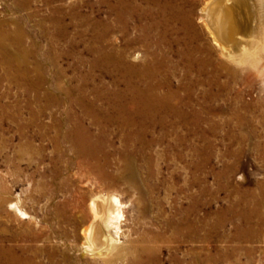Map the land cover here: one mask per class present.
I'll return each instance as SVG.
<instances>
[{
  "label": "rangeland",
  "instance_id": "1",
  "mask_svg": "<svg viewBox=\"0 0 264 264\" xmlns=\"http://www.w3.org/2000/svg\"><path fill=\"white\" fill-rule=\"evenodd\" d=\"M150 1L137 3L155 19L152 31H171L168 45L140 40L135 26L149 18H129L127 36L109 33L105 1L0 0L1 264H264V78L227 75L238 69L212 49L199 21L213 0ZM173 6L199 32L189 47L193 61L208 60L202 72L180 57L185 46L174 38L185 33ZM110 42L138 67L151 53L165 59L151 82L168 96L165 120L145 121L142 140L127 143L125 133L138 129L106 124L107 156L90 159L66 137L80 117L91 133L99 129L69 101L124 89L119 73L93 67ZM103 196L121 204L111 236L124 246L123 263L80 248L89 204Z\"/></svg>",
  "mask_w": 264,
  "mask_h": 264
},
{
  "label": "bare ground",
  "instance_id": "2",
  "mask_svg": "<svg viewBox=\"0 0 264 264\" xmlns=\"http://www.w3.org/2000/svg\"><path fill=\"white\" fill-rule=\"evenodd\" d=\"M101 1L107 3L111 30L108 31L109 33H114L119 28L120 31L117 32L127 36L129 18L135 16L139 22L149 18L151 19L149 26L141 24L135 26L141 32L140 40L148 46L152 44L160 46L163 43L168 45L166 33L169 34L171 31H164L161 34L158 31H152L157 23L152 15L137 3V0ZM148 2L151 1L148 0ZM164 6L169 8V1ZM174 8L173 6V15L182 21V29H184L182 32L185 33L182 39L174 38L175 43H182L185 46L184 50L180 52V57L185 60L189 72L191 69L202 72L208 60L200 58L193 61L190 55L192 49L189 47L197 40L199 32L189 20L188 12H183L181 9L174 10ZM199 21L203 23L212 40L214 46L212 49L218 50L228 64L231 63L238 69L234 70L232 67L227 71V66L218 62L217 66L225 68L228 76L264 78V0H213L205 8L203 7ZM175 32L177 34V31ZM96 40L100 43L103 42L101 36H96ZM248 45L250 48H247ZM196 49L202 52L200 47ZM107 50L106 53L99 52L96 55L93 67L103 66L111 69L112 72L119 73L122 83H124V89L117 93H110V97L107 96L108 99L105 95L95 92L94 98L91 100H87L85 95H79L73 101H69V105L83 110V114L91 119V124L99 129L98 134L91 133L89 128L83 125L84 120L80 117L72 122L73 126L66 137L75 150L90 159H98L103 155V146L106 144L104 138L106 124H117L126 130H130L132 127L138 129V136L133 135V137L129 131L125 133L124 140L127 143L133 139L142 140L141 135L146 127L145 121L149 126H157V124H163L165 120L161 118L159 111L162 106L167 104L168 96L162 97L158 93L159 91H156L160 81L154 80L155 83H151L153 79L159 77L158 68L166 62L165 59H162L163 61L159 64L157 53H151L150 61L138 67L127 61V58L125 60L123 51L118 50L112 42L109 43ZM206 52L209 54L211 50L207 49ZM194 64L197 68L194 67ZM248 65L254 69L253 73L247 70L246 66ZM135 79L138 80L137 83L133 81ZM99 99H102L103 104L96 103ZM103 156L102 158L105 159L107 154ZM120 207L121 204L115 196L96 197L91 200L89 212L92 216L87 228L82 231L83 242L80 246L82 252L91 255V257L100 258L103 262L123 263L127 256L124 246H119L120 244L111 236L113 231L117 234L119 230L117 223L121 218ZM11 209L15 213L24 215L16 204H11ZM245 217L249 221L247 214ZM142 252L148 255L147 248H142ZM7 263L8 261H6ZM137 263L139 264V262L134 264Z\"/></svg>",
  "mask_w": 264,
  "mask_h": 264
}]
</instances>
